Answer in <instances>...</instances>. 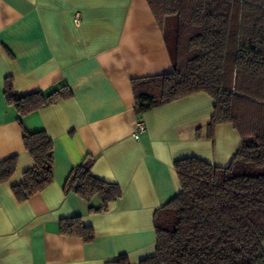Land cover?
I'll return each mask as SVG.
<instances>
[{
  "label": "crops",
  "instance_id": "0c3cea01",
  "mask_svg": "<svg viewBox=\"0 0 264 264\" xmlns=\"http://www.w3.org/2000/svg\"><path fill=\"white\" fill-rule=\"evenodd\" d=\"M165 24L147 0H0V161L17 156L15 173L0 182V264H105L121 254L138 264L155 252L156 210L180 191L174 162L230 163L241 139L229 123L208 135L214 100L207 93L134 110L132 81L173 70ZM7 79L23 95L60 84L72 95L20 124L4 97ZM138 120L145 130L135 138ZM24 130L51 138L53 179L19 202L11 186L33 163ZM87 156L93 175L121 189L106 211L90 212L86 200L63 191ZM72 216L93 228L92 242L60 232V220Z\"/></svg>",
  "mask_w": 264,
  "mask_h": 264
},
{
  "label": "trees",
  "instance_id": "16d2710c",
  "mask_svg": "<svg viewBox=\"0 0 264 264\" xmlns=\"http://www.w3.org/2000/svg\"><path fill=\"white\" fill-rule=\"evenodd\" d=\"M156 19L174 17L172 72L134 79V110L142 113L197 92L213 100L207 133L229 123L241 144L230 163L219 167L198 157L174 162L180 191L156 210L155 252L138 264H264V0H147ZM66 84L49 91L17 93L10 79L4 97L20 117L71 97ZM21 124V121H20ZM33 163L11 186L19 202L53 179V143L44 130L22 135ZM17 156L0 161V182L15 173ZM91 156L74 166L63 185L106 211L120 187L91 172ZM94 201L97 203L95 205ZM60 232L92 242L91 226L80 216L61 219ZM105 264H131L126 254Z\"/></svg>",
  "mask_w": 264,
  "mask_h": 264
},
{
  "label": "rangeland",
  "instance_id": "374dc122",
  "mask_svg": "<svg viewBox=\"0 0 264 264\" xmlns=\"http://www.w3.org/2000/svg\"><path fill=\"white\" fill-rule=\"evenodd\" d=\"M164 29H165V33H166L168 40L171 42L172 35L175 29L174 17H170L167 19Z\"/></svg>",
  "mask_w": 264,
  "mask_h": 264
},
{
  "label": "built area",
  "instance_id": "2783aa9c",
  "mask_svg": "<svg viewBox=\"0 0 264 264\" xmlns=\"http://www.w3.org/2000/svg\"><path fill=\"white\" fill-rule=\"evenodd\" d=\"M78 21H79V14H75L74 15V22L77 23ZM144 130H145V128H144L143 123L140 120H138L135 123V131L133 132V136L135 138H138L140 133H142Z\"/></svg>",
  "mask_w": 264,
  "mask_h": 264
}]
</instances>
